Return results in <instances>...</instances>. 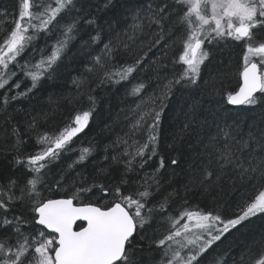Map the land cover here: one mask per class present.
<instances>
[{"label": "snow or ice", "instance_id": "snow-or-ice-1", "mask_svg": "<svg viewBox=\"0 0 264 264\" xmlns=\"http://www.w3.org/2000/svg\"><path fill=\"white\" fill-rule=\"evenodd\" d=\"M103 7L107 9L115 4L113 0H103ZM92 8L100 10L93 0H54V3L52 0H31V3L21 0L19 18L0 43V90H4L0 94V112L5 117L10 119L8 109L13 101L30 98L42 80L55 76L57 62L81 36L85 24L93 26L95 34L81 39L82 48L90 49L101 42L103 25ZM126 11L133 21L140 22L132 25L131 34L125 33L126 40L118 37L115 44L112 41L104 44L103 57L96 56L93 67L102 70V83L115 84L154 65L152 70L158 83L153 88L150 80H141L133 84L129 93L137 98L131 110L135 120L129 132L117 138L115 144H123L124 148L111 156L112 163L108 165L112 168L123 164V172L114 186V173L119 169L109 172L108 168H100L106 182L84 176L80 166H86L90 148H83L76 159L63 166L62 161L75 151L74 138L88 126L95 108L91 96L92 107L76 114L64 128L54 133L37 132L36 143L42 147L23 159L16 157V164L26 170L23 183L10 179L7 185H0V264H229L227 255L217 252V242L230 230H239L238 225L243 221L264 214L262 191L235 218L224 219L219 214L189 209L182 210L178 216L172 215L170 197L158 203L150 200L154 195L153 187L159 188L161 169L165 168L162 156L159 167L154 173H146L133 193L122 192V185L128 183V174L137 167L144 168L158 155L161 117L173 97L182 89H195L199 95L201 65L209 60L212 49L226 45L229 40L237 44L244 42L241 45L246 49L240 73L242 83L238 91L228 95L227 102L264 107V0H160L154 7L149 4L148 12L143 15L131 6H126ZM143 19L155 25L158 31L146 49L141 47L137 51L136 34L144 30ZM40 33L55 37L50 54L33 43ZM182 34V54L172 63L184 67L168 79L160 71L168 67L164 58H157L149 65L148 52L153 47L167 48L175 44ZM29 48L31 56L39 55L35 63L18 59ZM121 55L134 59L110 69L109 63ZM17 71L30 79L31 84L9 95L13 88H21L17 81L6 89ZM74 83L79 87L78 82ZM200 111V101L194 97L181 105L184 120L176 136L177 142L197 124L201 128L207 124L206 120L200 121ZM36 124L34 117L28 128L35 131ZM137 133H146L147 139L143 142L135 139ZM11 134L16 137L14 147L19 152L26 141L15 126ZM204 147L205 152L200 155L207 157V163L201 160V168L194 171H201L198 183L205 188L219 181L228 169L242 182L264 181V122L249 125L246 132L217 124L215 134ZM104 159L108 160L109 156L105 155ZM170 163L177 165L178 160L173 158ZM212 165L217 171H213ZM53 188H70L71 194L65 198L46 196L45 191ZM89 194L105 203L84 202L90 201ZM77 221L86 222L87 226L74 230ZM162 223L167 227L157 237ZM149 231L153 232L151 237ZM139 240L148 242L149 250H159V259H145L144 245ZM259 244L255 256L248 248L240 261L232 260V264H264V239Z\"/></svg>", "mask_w": 264, "mask_h": 264}, {"label": "trees", "instance_id": "trees-1", "mask_svg": "<svg viewBox=\"0 0 264 264\" xmlns=\"http://www.w3.org/2000/svg\"><path fill=\"white\" fill-rule=\"evenodd\" d=\"M52 2L54 3V0ZM93 3L97 4L100 9L97 11L96 8H92L91 11L100 17V23L103 25L101 42L90 49L82 48L81 39L86 40L89 34H95L93 26L85 24L81 36L71 43L61 60L57 62L58 70L55 76L52 79L42 80L40 86L30 94V98L13 101L8 109L11 114L10 119L0 112V185H7L10 179L23 183L26 170L23 165L16 164L17 155L23 159L42 147L36 143L37 132L54 133L71 123L76 114L89 110L92 107L89 96L94 98L95 108L88 126L74 138L75 151L69 153L62 163L66 167L68 163L76 159L80 150L90 148L91 153L85 161L86 166H80V171L88 178L106 182L105 175L100 173L99 169L108 168V165L112 163L111 156L122 151L124 145H116L115 142L118 137H123L129 132L135 120L131 110L135 108L133 101L137 98L129 94L133 84L141 80L146 82L150 80L152 87L155 88L158 81L155 79L152 70L154 65H151V62L160 57H163L168 65L167 68L160 70L162 76L171 79L174 74L183 70V65L172 63L173 59H178L182 54V39L184 38L182 34L175 44L167 48L163 45L153 47L148 52L150 67L133 73L132 77L120 83H102L103 72L98 67H93L95 66L94 58L103 57V45L109 41L115 44L118 37L120 40H126L125 33L131 34L132 25L140 22L133 21L132 16L126 11V6L139 9L143 15L148 12L149 4L154 7L160 3V0H113L115 7L107 9L103 7V0H93ZM20 7L21 0H0V43L14 28L15 21L19 18ZM142 23L143 32L136 34L135 49L137 51L141 47L146 49L148 42L155 38V33L158 31L155 25L148 24L147 19H143ZM33 43L37 48L43 49L45 54H50L55 37L40 33ZM243 43L241 41L237 44L229 40L226 45L212 49L209 60L201 65L202 83L199 95L195 89H182L179 90L177 96L173 97L161 117L158 155L153 157L144 168L137 167L134 172L128 174V183L122 185V192L133 193L143 182L145 174L154 173L159 167L161 156L165 159V168L161 169L159 188L157 190L155 186L153 187L154 195L150 200L151 203H158L170 197L169 211L172 215L178 216L182 210L189 209L200 210L204 213L212 212L224 219L235 218L247 203L252 202L260 192L264 191V181L242 182L230 169L225 170L219 181L205 188L198 183L201 171H194V169L201 168V160L207 163V157L200 154L205 152L204 145L215 134L217 124L221 126L227 124L246 132L249 125L264 122V107L245 105L234 109L227 102L228 95L238 91L241 84L240 73L243 71V55L246 50L241 46ZM205 46L210 47L207 44ZM31 52L32 49L29 48L23 57L18 59L21 62L30 59L32 63H35L39 55L31 56ZM133 59L132 56H117L108 67L110 69L113 66L119 67L121 62L131 63ZM90 67H93L92 71H89ZM17 81H20L21 88H13L9 95L31 84L30 79L17 71V75L9 81L6 89ZM74 81L79 83V87ZM3 91L0 90V94ZM193 97L200 101V121L206 120L207 124L203 128L197 124L194 130L185 133L184 138L177 142L176 136L184 120L181 105ZM34 117L37 120L35 131L28 128V123ZM13 126L20 130V135L26 141L19 152L14 147L16 137L11 134ZM135 139L143 142L147 139V134L137 133ZM105 155L109 156L108 160L104 159ZM173 158L178 160L177 165H171L170 161ZM211 167L213 171H217L215 165ZM123 168V164L108 168L109 172L119 169L114 173L113 186L119 180ZM70 194V188L67 190L53 188L51 191H45L46 196L53 198H65ZM89 195L90 201L84 202L105 203L97 196ZM74 203L78 202L74 201ZM81 227L78 225L77 229ZM166 227L167 225L162 223L156 236H161ZM238 229L230 230L221 241L217 242L219 244L217 252L226 254L229 264H232V260L239 262L248 248L252 249L253 256L257 254L260 247L259 242L264 239V214L243 221L241 225H238ZM152 235L153 232L149 231L148 236ZM138 242L144 245L145 259H159V250H149L148 242L144 240Z\"/></svg>", "mask_w": 264, "mask_h": 264}, {"label": "water", "instance_id": "water-1", "mask_svg": "<svg viewBox=\"0 0 264 264\" xmlns=\"http://www.w3.org/2000/svg\"><path fill=\"white\" fill-rule=\"evenodd\" d=\"M241 83H242V78H241ZM229 106L231 107V108H234V109H239V108H242L243 106H245V105H230L229 104ZM78 225H82V227H86L87 225H86V222H83V221H77V223L74 225V230H77V226ZM80 230V229H79Z\"/></svg>", "mask_w": 264, "mask_h": 264}]
</instances>
